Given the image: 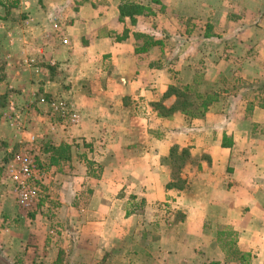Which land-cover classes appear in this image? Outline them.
Here are the masks:
<instances>
[{"label": "crops", "instance_id": "crops-1", "mask_svg": "<svg viewBox=\"0 0 264 264\" xmlns=\"http://www.w3.org/2000/svg\"><path fill=\"white\" fill-rule=\"evenodd\" d=\"M0 264H264V0H0Z\"/></svg>", "mask_w": 264, "mask_h": 264}, {"label": "built area", "instance_id": "built-area-1", "mask_svg": "<svg viewBox=\"0 0 264 264\" xmlns=\"http://www.w3.org/2000/svg\"><path fill=\"white\" fill-rule=\"evenodd\" d=\"M59 110L65 122L71 124L77 121V113H71L63 103L60 104ZM20 164L19 175L14 177L16 182V200L18 204L27 206L29 203L39 198L41 192L40 185L43 182L45 171L38 166L35 159L32 157L23 158Z\"/></svg>", "mask_w": 264, "mask_h": 264}, {"label": "trees", "instance_id": "trees-1", "mask_svg": "<svg viewBox=\"0 0 264 264\" xmlns=\"http://www.w3.org/2000/svg\"><path fill=\"white\" fill-rule=\"evenodd\" d=\"M127 10L122 8V11L120 10L121 14L123 15L124 12L130 13V14H135L138 12H141L143 9L140 6L137 5H130L126 8ZM68 147L67 146H60L58 149H53L52 154L53 156L51 157V163H56L57 160L60 159H67V156H65V152H67Z\"/></svg>", "mask_w": 264, "mask_h": 264}, {"label": "rangeland", "instance_id": "rangeland-1", "mask_svg": "<svg viewBox=\"0 0 264 264\" xmlns=\"http://www.w3.org/2000/svg\"><path fill=\"white\" fill-rule=\"evenodd\" d=\"M38 166H39V164H38ZM39 167H41L42 169L45 170V168H44L45 166H44V165H40ZM43 181H44V180H43ZM42 186H43V182H42L41 185H40L41 190L43 189ZM40 193H41V192H40Z\"/></svg>", "mask_w": 264, "mask_h": 264}]
</instances>
